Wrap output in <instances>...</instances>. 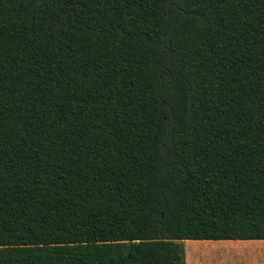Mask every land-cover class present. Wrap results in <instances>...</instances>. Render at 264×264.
<instances>
[{
  "label": "trees",
  "instance_id": "1",
  "mask_svg": "<svg viewBox=\"0 0 264 264\" xmlns=\"http://www.w3.org/2000/svg\"><path fill=\"white\" fill-rule=\"evenodd\" d=\"M264 241V0H0V264H186Z\"/></svg>",
  "mask_w": 264,
  "mask_h": 264
},
{
  "label": "rangeland",
  "instance_id": "2",
  "mask_svg": "<svg viewBox=\"0 0 264 264\" xmlns=\"http://www.w3.org/2000/svg\"><path fill=\"white\" fill-rule=\"evenodd\" d=\"M232 242L229 246V251L223 248V251H210L207 253L195 252L193 250V241H178L191 264H264V244L261 249L244 250L248 241H228ZM236 242V243H235ZM241 242V243H239ZM249 242H264V241H249ZM225 247V245H222ZM238 247V248H236ZM233 248V249H231Z\"/></svg>",
  "mask_w": 264,
  "mask_h": 264
},
{
  "label": "crops",
  "instance_id": "3",
  "mask_svg": "<svg viewBox=\"0 0 264 264\" xmlns=\"http://www.w3.org/2000/svg\"><path fill=\"white\" fill-rule=\"evenodd\" d=\"M186 241H189V240H186ZM230 243H232V242L200 240V241H193L192 244H193V250L195 252H200V253L201 252H203V253L205 252V253H207V252L215 251V250L216 251H221V250H223V248L225 250H228L229 247H231V246H229ZM239 243H241V242H239ZM262 244H264V242H249L248 241V242H246V245H245L243 251L248 250V249H251V250L259 249V248L261 249ZM222 245H225V247H223ZM236 248H238V247H236ZM231 249H233V248H231ZM222 252L223 251H221V253ZM184 253H185V251H184ZM185 263L186 264H191V262L189 261L187 256L185 257Z\"/></svg>",
  "mask_w": 264,
  "mask_h": 264
}]
</instances>
